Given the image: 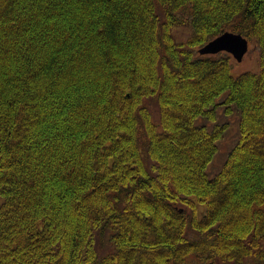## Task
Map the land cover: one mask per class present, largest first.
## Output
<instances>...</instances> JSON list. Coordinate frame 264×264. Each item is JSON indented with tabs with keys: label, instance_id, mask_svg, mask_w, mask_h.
I'll return each instance as SVG.
<instances>
[{
	"label": "trees",
	"instance_id": "trees-1",
	"mask_svg": "<svg viewBox=\"0 0 264 264\" xmlns=\"http://www.w3.org/2000/svg\"><path fill=\"white\" fill-rule=\"evenodd\" d=\"M226 31L258 73L197 54ZM222 106L239 139L210 177ZM246 261L264 264V0H0V264Z\"/></svg>",
	"mask_w": 264,
	"mask_h": 264
},
{
	"label": "rangeland",
	"instance_id": "rangeland-1",
	"mask_svg": "<svg viewBox=\"0 0 264 264\" xmlns=\"http://www.w3.org/2000/svg\"><path fill=\"white\" fill-rule=\"evenodd\" d=\"M173 34L175 37V40L177 42H185V40L189 37L190 30L185 26H179L174 28ZM231 57V56H230ZM258 73L259 72V50L258 47L255 45L253 41H248V50L244 57L242 58L241 62H236L231 57V74L234 77L239 76L243 73ZM152 111H155L152 107ZM218 118L217 123L219 125H226L227 128L222 136V139L219 140L217 146L218 151L213 157L212 161L208 165L206 171L210 177H213L216 173H218L222 167L223 164L230 152V150L235 146V144L238 142L239 139V131H238V112L233 111L232 113H225L224 112V106L219 107L217 110ZM214 122L210 126L213 127L214 124H217ZM196 207L198 209L199 214L201 215L204 212V207L202 205L196 204ZM104 248H100V250H106L107 246L104 245ZM245 264H251L250 261H246Z\"/></svg>",
	"mask_w": 264,
	"mask_h": 264
},
{
	"label": "water",
	"instance_id": "water-1",
	"mask_svg": "<svg viewBox=\"0 0 264 264\" xmlns=\"http://www.w3.org/2000/svg\"><path fill=\"white\" fill-rule=\"evenodd\" d=\"M247 50V38L241 34L226 31L199 47L197 49V54L199 56H210L226 53L236 62H241Z\"/></svg>",
	"mask_w": 264,
	"mask_h": 264
}]
</instances>
